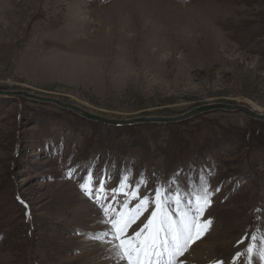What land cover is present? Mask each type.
Returning <instances> with one entry per match:
<instances>
[{
  "label": "rangeland",
  "instance_id": "obj_1",
  "mask_svg": "<svg viewBox=\"0 0 264 264\" xmlns=\"http://www.w3.org/2000/svg\"><path fill=\"white\" fill-rule=\"evenodd\" d=\"M0 91V264H110L90 239L110 225L79 187L89 171L107 190L123 172L130 185L143 176L141 197L173 174L185 191L204 175L219 188L201 218L211 224L179 260L232 264L239 250L247 264L248 244L259 250L264 121L226 110L153 118L217 102L264 114V0H0ZM16 91L152 119L110 125ZM124 199L109 191L104 204L119 211Z\"/></svg>",
  "mask_w": 264,
  "mask_h": 264
},
{
  "label": "snow or ice",
  "instance_id": "obj_2",
  "mask_svg": "<svg viewBox=\"0 0 264 264\" xmlns=\"http://www.w3.org/2000/svg\"><path fill=\"white\" fill-rule=\"evenodd\" d=\"M73 170H69L71 178ZM179 174L166 181L157 182L154 195H139V189L146 183L143 176L130 185L129 173L123 172L119 183L111 190L106 189V180L101 176L98 186L93 187V175L82 178L79 187L89 199L102 208L104 219L99 221L110 227L102 232L93 233L90 239L106 246V252L110 264H183L180 257L189 250L191 245L199 240L209 230L211 220H201L205 210L212 203V196L219 188L212 190L210 181L201 175L193 187L191 184L185 191L177 179ZM111 192L112 199L123 195L124 202L117 210L113 204L105 206L104 201ZM132 200L137 203L129 207ZM118 203V201H117ZM174 205V207H173ZM150 215L145 217L146 222L133 229V234L128 235V230L136 221L140 220L149 211ZM108 237H111L110 239ZM252 241H259L260 248L257 250L255 243L248 244L246 254L249 258L247 264H251V257L258 256L259 261L264 262V228L257 229L251 234ZM243 245L244 241H238ZM242 254L237 250L231 257L232 264L240 259ZM213 264H227V261H213Z\"/></svg>",
  "mask_w": 264,
  "mask_h": 264
},
{
  "label": "water",
  "instance_id": "obj_3",
  "mask_svg": "<svg viewBox=\"0 0 264 264\" xmlns=\"http://www.w3.org/2000/svg\"><path fill=\"white\" fill-rule=\"evenodd\" d=\"M2 91H0L1 93ZM18 95H22L24 97L27 98H32L35 100H39V101H45V102H53L57 105H59L60 107H64V108H68L72 111L77 112L78 114L91 119V120H97L106 124H110V125H124V124H131L134 123L138 120L142 121V122H146L152 118L149 117H139V118H135V119H131V120H112V119H107L104 118L102 116L96 115V114H92L87 112L86 110L70 104V103H64L60 100H57L53 97H46V96H39L36 94H32V93H28L26 91H16L15 92ZM210 110H226V111H241L244 112L246 114H248L250 117L252 118H256V119H260L264 121V114L261 113H256L254 112L250 107L246 106V105H242V104H228V103H222V102H217V103H212V104H206V105H202L199 107H196L194 109H191L190 111H188L187 113H184L182 115H178L176 117H166V118H162V117H157V118H153V121H158V122H174V121H179L191 116H195L197 114H200L202 112H206V111H210Z\"/></svg>",
  "mask_w": 264,
  "mask_h": 264
},
{
  "label": "bare ground",
  "instance_id": "obj_4",
  "mask_svg": "<svg viewBox=\"0 0 264 264\" xmlns=\"http://www.w3.org/2000/svg\"><path fill=\"white\" fill-rule=\"evenodd\" d=\"M261 114H263V113H261ZM94 242H95V241H94ZM100 244H101V243H97V242H95L94 245H92V246L95 248V247L99 246ZM232 249H233V248H232Z\"/></svg>",
  "mask_w": 264,
  "mask_h": 264
}]
</instances>
